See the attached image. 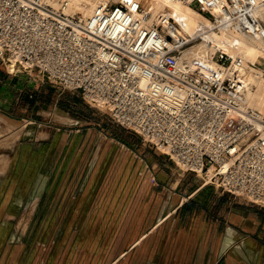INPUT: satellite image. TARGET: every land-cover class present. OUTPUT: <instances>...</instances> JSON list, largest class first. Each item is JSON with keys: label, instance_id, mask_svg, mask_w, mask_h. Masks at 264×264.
I'll return each mask as SVG.
<instances>
[{"label": "built area", "instance_id": "obj_1", "mask_svg": "<svg viewBox=\"0 0 264 264\" xmlns=\"http://www.w3.org/2000/svg\"><path fill=\"white\" fill-rule=\"evenodd\" d=\"M183 1L210 26L187 33L140 0H98L89 15L68 12L70 0H0V60L10 74L36 72L80 93L183 173L203 174V185L264 207V116L248 99L241 58L205 33L264 41V0ZM197 42L214 48L199 55Z\"/></svg>", "mask_w": 264, "mask_h": 264}, {"label": "rangeland", "instance_id": "obj_2", "mask_svg": "<svg viewBox=\"0 0 264 264\" xmlns=\"http://www.w3.org/2000/svg\"><path fill=\"white\" fill-rule=\"evenodd\" d=\"M140 1L148 7V0ZM263 65L264 62L256 64ZM0 66L6 71L11 69L1 60ZM18 73L24 72H14ZM28 76L42 82L50 101L26 115L25 111L19 113L25 120L15 123L16 127L0 125V139L14 132L11 135L15 140L17 130L30 131V136L21 139L25 144L34 143L29 139L38 130L42 138L49 132L54 137L50 142L42 141L46 143L42 145L45 168H29V177H16L15 182L0 187V229L5 228L0 234V264H108L129 246L127 242L133 238L136 227L144 216H149L144 214L151 209L158 211L159 204L150 211L147 208L153 187L159 185L158 190L164 189L154 196L164 198L173 191L183 172L139 135L88 104L80 93L46 82L36 72ZM115 131L125 141L116 139L112 134ZM33 148L32 144L28 153L30 164L38 152ZM162 165L171 177L167 180L172 181L170 184L157 180ZM25 170L27 173L26 167L23 174ZM187 174L203 183V174ZM207 186L218 190L213 184ZM128 198L127 209L133 208V215L121 217L119 205H126ZM132 201L139 202L133 206ZM6 211L13 215L5 216ZM119 221L127 229L121 230ZM161 244L152 243L151 249L140 250L148 254Z\"/></svg>", "mask_w": 264, "mask_h": 264}, {"label": "crops", "instance_id": "obj_3", "mask_svg": "<svg viewBox=\"0 0 264 264\" xmlns=\"http://www.w3.org/2000/svg\"><path fill=\"white\" fill-rule=\"evenodd\" d=\"M45 88L42 82L38 83L27 74L11 75L0 66V125L16 127L15 123L25 120V116L19 113L25 111L26 115L43 107L50 101V95L44 93ZM51 101L54 102V98ZM17 131L18 136L13 141L11 134L14 132L0 139V144L6 142L0 145V187L15 182L16 177H29L33 167L41 169L46 166L45 147L42 146L46 143L42 141L50 142L53 133L49 132L42 138L38 130L32 134L33 139H29L34 143L29 141L25 144L21 139L24 135L30 136V131ZM112 134L116 139L125 141L116 131ZM32 144L38 152L35 161L30 164L28 153ZM25 167L27 173L25 170L23 174ZM160 168L157 180L160 184H170L172 181L167 180L171 177L164 171L163 165ZM175 184L173 191H169L164 198H155L164 189L158 190L159 185L153 187V196L148 200L147 208L150 211L151 207L159 204L158 211L151 209L149 214H144L149 216L141 219L133 238L127 242L129 246L108 264H264V207L252 206L227 193L212 190L187 173H182ZM139 201L131 203L134 206ZM129 202L130 199L122 208L119 205L118 214L122 213L121 217L133 215V208L127 209ZM12 213L6 211L5 216L9 217ZM119 223L121 230L127 229L126 224L122 226ZM3 226H6L5 222ZM3 230L5 228L0 229V234ZM152 243L162 244L159 250H151L148 254L140 250L151 249Z\"/></svg>", "mask_w": 264, "mask_h": 264}, {"label": "bare ground", "instance_id": "obj_4", "mask_svg": "<svg viewBox=\"0 0 264 264\" xmlns=\"http://www.w3.org/2000/svg\"><path fill=\"white\" fill-rule=\"evenodd\" d=\"M85 1V5L82 6L80 5V0H70L68 12L79 11L85 15H89L98 0ZM148 4V8L153 13V16L160 12H169L177 20L184 21L187 33H191L195 27L200 25L204 27L210 26V22L204 15L183 0H148ZM205 33L213 38L214 46L222 48L232 56H239L241 58V71L245 74L251 85L248 99L264 116V67L256 66V64L262 65L264 62V41H257L247 34L236 30H220L219 32L205 30ZM213 48V46H208L203 42H197L190 50L199 55H205L208 50H212ZM213 175L214 167H210L207 170L206 179L208 180Z\"/></svg>", "mask_w": 264, "mask_h": 264}]
</instances>
